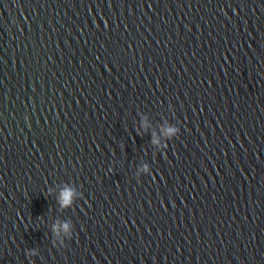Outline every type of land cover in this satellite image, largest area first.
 <instances>
[{
    "label": "water",
    "instance_id": "water-1",
    "mask_svg": "<svg viewBox=\"0 0 264 264\" xmlns=\"http://www.w3.org/2000/svg\"><path fill=\"white\" fill-rule=\"evenodd\" d=\"M0 264H264V0H0Z\"/></svg>",
    "mask_w": 264,
    "mask_h": 264
},
{
    "label": "clouds",
    "instance_id": "clouds-1",
    "mask_svg": "<svg viewBox=\"0 0 264 264\" xmlns=\"http://www.w3.org/2000/svg\"><path fill=\"white\" fill-rule=\"evenodd\" d=\"M178 130L180 132L179 128H178ZM170 131L175 132V131H177V129H171ZM59 202L61 203L62 206H65V207L70 205V203H71V193H70L69 190H65V191H63L61 193L60 198H59ZM63 228H64L65 231H68L69 225L67 223H65L63 225ZM61 244H63V242H61ZM29 251H31V250H29Z\"/></svg>",
    "mask_w": 264,
    "mask_h": 264
}]
</instances>
